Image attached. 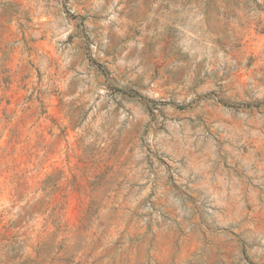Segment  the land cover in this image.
Here are the masks:
<instances>
[{"label":"rangeland","instance_id":"1","mask_svg":"<svg viewBox=\"0 0 264 264\" xmlns=\"http://www.w3.org/2000/svg\"><path fill=\"white\" fill-rule=\"evenodd\" d=\"M115 13L0 0V264H264V0Z\"/></svg>","mask_w":264,"mask_h":264},{"label":"crops","instance_id":"2","mask_svg":"<svg viewBox=\"0 0 264 264\" xmlns=\"http://www.w3.org/2000/svg\"><path fill=\"white\" fill-rule=\"evenodd\" d=\"M118 17L119 44L124 46L123 39L132 35L138 39H146L140 44L131 41V44L147 46L150 43L158 46L160 39L169 37L171 30L177 28H195L196 26V0H113ZM165 43V42H164ZM155 59L162 56L161 53L146 52ZM165 53L164 56H167ZM144 57V53L120 52L121 60H138Z\"/></svg>","mask_w":264,"mask_h":264}]
</instances>
